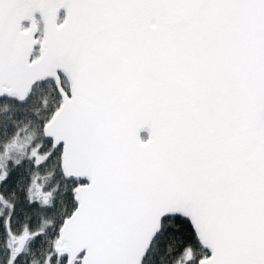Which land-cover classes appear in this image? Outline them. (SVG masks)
<instances>
[{"label":"snow or ice","instance_id":"snow-or-ice-1","mask_svg":"<svg viewBox=\"0 0 264 264\" xmlns=\"http://www.w3.org/2000/svg\"><path fill=\"white\" fill-rule=\"evenodd\" d=\"M0 264H264V0H0Z\"/></svg>","mask_w":264,"mask_h":264}]
</instances>
